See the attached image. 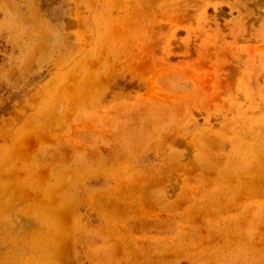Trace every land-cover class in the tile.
I'll list each match as a JSON object with an SVG mask.
<instances>
[{"label":"rangeland","instance_id":"rangeland-1","mask_svg":"<svg viewBox=\"0 0 264 264\" xmlns=\"http://www.w3.org/2000/svg\"><path fill=\"white\" fill-rule=\"evenodd\" d=\"M0 264H264V0H0Z\"/></svg>","mask_w":264,"mask_h":264}]
</instances>
